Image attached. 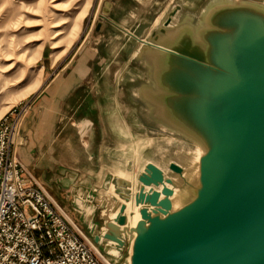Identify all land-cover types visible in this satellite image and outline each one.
<instances>
[{"label": "water", "instance_id": "water-1", "mask_svg": "<svg viewBox=\"0 0 264 264\" xmlns=\"http://www.w3.org/2000/svg\"><path fill=\"white\" fill-rule=\"evenodd\" d=\"M91 44L58 206L109 264H264V0H99Z\"/></svg>", "mask_w": 264, "mask_h": 264}, {"label": "built area", "instance_id": "built-area-1", "mask_svg": "<svg viewBox=\"0 0 264 264\" xmlns=\"http://www.w3.org/2000/svg\"><path fill=\"white\" fill-rule=\"evenodd\" d=\"M30 106L0 118V264H109L17 158Z\"/></svg>", "mask_w": 264, "mask_h": 264}, {"label": "rangeland", "instance_id": "rangeland-1", "mask_svg": "<svg viewBox=\"0 0 264 264\" xmlns=\"http://www.w3.org/2000/svg\"><path fill=\"white\" fill-rule=\"evenodd\" d=\"M58 3V10L48 17L50 0H43L40 5L36 0H0V118L11 108L27 102L31 108L34 96L73 59L87 38L99 0H58ZM38 8L40 11H35ZM82 9L86 12L77 19ZM37 83L38 89L22 93ZM26 114L19 126L18 139Z\"/></svg>", "mask_w": 264, "mask_h": 264}, {"label": "crops", "instance_id": "crops-1", "mask_svg": "<svg viewBox=\"0 0 264 264\" xmlns=\"http://www.w3.org/2000/svg\"><path fill=\"white\" fill-rule=\"evenodd\" d=\"M98 48L89 45L60 69L34 96L33 106L21 126L22 144L16 145V156L54 201L56 196L45 186L41 175L54 172L57 165L81 164L82 152L75 150L77 140L71 123L87 115L103 136V109L96 73Z\"/></svg>", "mask_w": 264, "mask_h": 264}, {"label": "bare ground", "instance_id": "bare-ground-1", "mask_svg": "<svg viewBox=\"0 0 264 264\" xmlns=\"http://www.w3.org/2000/svg\"><path fill=\"white\" fill-rule=\"evenodd\" d=\"M37 1V4L38 5H40V4H42V2H43V0H36ZM50 2H51V5H50V8L48 9V10H46V12L48 13V17H51V15H53V13H54V10H58V8H59V6H60V3H58V0H50ZM22 6H23V4H21ZM61 6H63V4H61ZM32 9V8H31ZM28 11V10H27ZM35 11H40V8H38V9H36ZM25 12V11H24ZM30 12V11H29ZM28 12V13H29ZM86 12V9H82L80 12H79V14L77 15V19H79V18H81L83 15H84V13ZM32 14H35V13H33V12H31ZM54 33H58V32H55V30L53 31ZM53 33V34H54ZM39 54H41V52L39 53ZM9 56V55H8ZM11 65V64H10ZM40 86V84H35V85H33V86H31V87H29V88H27L25 91H23L22 93H24V92H29V91H31V90H36V89H38V87ZM20 140V138L18 139V141ZM119 174L120 175H124V173L123 172H119ZM127 206H126V213H130V211H131V206H130V204L129 203H127L126 204ZM133 220H135V217L133 218ZM133 222V221H132Z\"/></svg>", "mask_w": 264, "mask_h": 264}]
</instances>
